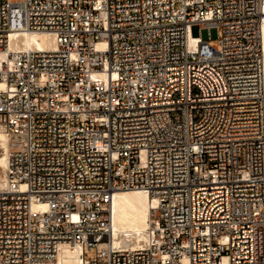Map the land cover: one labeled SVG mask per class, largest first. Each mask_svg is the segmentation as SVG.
Masks as SVG:
<instances>
[{
	"label": "built area",
	"instance_id": "2783aa9c",
	"mask_svg": "<svg viewBox=\"0 0 264 264\" xmlns=\"http://www.w3.org/2000/svg\"><path fill=\"white\" fill-rule=\"evenodd\" d=\"M263 20L264 0H0V264H264ZM120 190L151 202L133 247Z\"/></svg>",
	"mask_w": 264,
	"mask_h": 264
},
{
	"label": "bare ground",
	"instance_id": "6f19581e",
	"mask_svg": "<svg viewBox=\"0 0 264 264\" xmlns=\"http://www.w3.org/2000/svg\"><path fill=\"white\" fill-rule=\"evenodd\" d=\"M262 49H263V79H264V20L262 23ZM18 48L49 50L55 46L48 34L43 32H12L9 35L7 50L13 51ZM5 51L0 52V58L4 57ZM7 151L5 136L0 131V190L6 186L4 168L6 165ZM150 198L141 190H120L115 192L112 199V242L123 243L124 247H133L137 243L147 239V231L151 219ZM153 204V203H152ZM39 208V204H33V209ZM61 256L60 262L64 264H79L80 256L75 253L72 259ZM71 258V257H69Z\"/></svg>",
	"mask_w": 264,
	"mask_h": 264
},
{
	"label": "rangeland",
	"instance_id": "374dc122",
	"mask_svg": "<svg viewBox=\"0 0 264 264\" xmlns=\"http://www.w3.org/2000/svg\"><path fill=\"white\" fill-rule=\"evenodd\" d=\"M212 45H216L217 44V40H212L210 42ZM75 253L79 254L78 251H74L72 254H71V258H67V259H72V257H74ZM94 256V250L91 249L90 253L86 256V259H92V257Z\"/></svg>",
	"mask_w": 264,
	"mask_h": 264
}]
</instances>
